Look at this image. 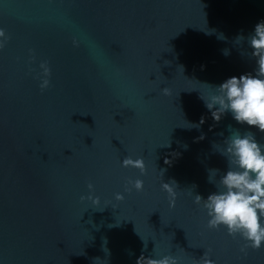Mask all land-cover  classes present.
<instances>
[{
  "label": "water",
  "instance_id": "95a60500",
  "mask_svg": "<svg viewBox=\"0 0 264 264\" xmlns=\"http://www.w3.org/2000/svg\"><path fill=\"white\" fill-rule=\"evenodd\" d=\"M262 20L264 0H0V264H198L206 251L215 264H264V247L241 251L195 203L217 191L209 170H227L229 125L264 145L201 99L254 72L235 40ZM128 156L147 173L123 167ZM136 179L144 190L125 191ZM172 180L175 207L162 189Z\"/></svg>",
  "mask_w": 264,
  "mask_h": 264
},
{
  "label": "clouds",
  "instance_id": "9594fccd",
  "mask_svg": "<svg viewBox=\"0 0 264 264\" xmlns=\"http://www.w3.org/2000/svg\"><path fill=\"white\" fill-rule=\"evenodd\" d=\"M0 50L5 47L6 32L0 29ZM219 39H226L223 34ZM237 43L245 41L249 45L251 56L255 59L254 72H248L239 77L228 78L218 86H212L216 93L207 100L201 96L212 117L219 122L225 115L231 114L233 119L241 125L254 126L264 133V20L256 24L254 32L247 37L239 35ZM225 56L230 55L228 49L223 50ZM242 55V54H241ZM43 70L41 90L50 86L51 69L47 62H42ZM209 85V84H207ZM163 94H169L167 87L162 89ZM203 120L201 121V124ZM198 127V125H193ZM230 135L223 140V147L218 151L227 160V170L220 175L219 169H210L212 175H219L217 191L211 193L207 199L195 195V203L202 204L210 217L208 227L219 229L225 226L228 234L234 238L239 235L246 242L241 251L248 248L259 250L264 247V145L260 144L251 131L241 132L239 129L228 128ZM223 135V133H221ZM123 167L140 169L142 174L147 173L144 159H133L131 156L123 160ZM164 175V171H163ZM209 182L213 183L209 176ZM125 191L131 192L134 188L138 192L144 190V181L141 179L129 180ZM88 188L94 191V185L89 183ZM178 185L175 180L162 183V189L169 195L170 206L175 207L178 197ZM92 200L99 204L100 198L92 195L82 196L81 200ZM117 200H124L122 193L116 194ZM146 248V247H145ZM137 264H180L179 258L174 255H165L161 258L145 257L141 255ZM198 264H215L206 251L198 260Z\"/></svg>",
  "mask_w": 264,
  "mask_h": 264
}]
</instances>
